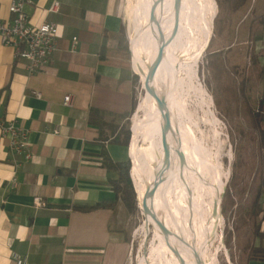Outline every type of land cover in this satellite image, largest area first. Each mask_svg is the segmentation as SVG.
Instances as JSON below:
<instances>
[{
    "label": "crops",
    "instance_id": "0c3cea01",
    "mask_svg": "<svg viewBox=\"0 0 264 264\" xmlns=\"http://www.w3.org/2000/svg\"><path fill=\"white\" fill-rule=\"evenodd\" d=\"M11 1L0 0L1 17H11ZM24 9L33 25L56 24L57 50L28 74L0 43V118L28 130L31 150L30 159L14 153L0 133V264H16L14 255L23 264H125L131 216L106 159L127 160V146L111 139L136 88L128 0H29ZM91 108L106 112V125L90 122ZM260 154L264 171V147ZM102 201L115 202L96 207Z\"/></svg>",
    "mask_w": 264,
    "mask_h": 264
},
{
    "label": "bare ground",
    "instance_id": "6f19581e",
    "mask_svg": "<svg viewBox=\"0 0 264 264\" xmlns=\"http://www.w3.org/2000/svg\"><path fill=\"white\" fill-rule=\"evenodd\" d=\"M131 12V64L142 88L126 149L143 215L137 264H217L210 249L224 181L197 118L200 110L218 121L198 74L216 1L136 0Z\"/></svg>",
    "mask_w": 264,
    "mask_h": 264
},
{
    "label": "rangeland",
    "instance_id": "374dc122",
    "mask_svg": "<svg viewBox=\"0 0 264 264\" xmlns=\"http://www.w3.org/2000/svg\"><path fill=\"white\" fill-rule=\"evenodd\" d=\"M135 3L136 0H128L127 17L130 28L133 23L131 9ZM250 8L257 10L256 14L249 11L246 17L242 16L243 19L239 25L237 24L236 16L243 14L241 9L234 15L228 8H225L221 17L226 18L225 30L237 28L242 30L245 26L251 25L247 37L234 39L231 46L232 53H238L234 57V62L245 67L249 77L248 95L250 102L255 106L264 94V25L259 20L260 15L264 12V0H250ZM208 45L200 59L198 74L201 83L212 98L213 109L218 121L213 124L210 121V116L198 109L197 118L200 132H202L199 137L201 140H206L208 147L213 152L218 171L221 174V180L224 181V189L219 206L223 221L222 224H218L216 227V238L210 251L216 253L217 264H243L246 261L249 250V248L246 250L243 247L256 242L254 235L256 222L251 213L257 192L260 189L263 190L264 185L261 181L263 171L260 154L261 147L257 133L246 119L244 114L245 107L239 104L233 98L231 92L227 90L228 84L232 82L231 75L227 70L224 73L220 71L218 75L216 68L210 63L211 50H207ZM250 54L255 55V61L251 60ZM136 76V106L129 116V128L131 118L142 93L140 76ZM131 181L134 188L133 178H131ZM227 189L230 190L235 204L230 210L228 209L226 216L222 211V201ZM136 204L138 207L137 197ZM260 205L264 208L263 193L260 194ZM262 215L260 213L257 220ZM130 216L131 218L127 224L128 242H130V238H133V241L132 243L130 242L132 248L128 252L125 264H137L141 238L139 227L143 221V215L138 207L136 213L130 214ZM154 241L152 229L149 228L147 255H149Z\"/></svg>",
    "mask_w": 264,
    "mask_h": 264
},
{
    "label": "trees",
    "instance_id": "16d2710c",
    "mask_svg": "<svg viewBox=\"0 0 264 264\" xmlns=\"http://www.w3.org/2000/svg\"><path fill=\"white\" fill-rule=\"evenodd\" d=\"M218 5V13L214 20V36L208 45L207 50H211L210 63L213 64L214 68L218 72L222 73L229 72L232 77V82L228 84L227 90L231 92L233 98L245 107L244 114L249 125L258 135L260 147H264V94L258 101L257 105H252L250 97L248 95V83L249 77L246 73L245 67L234 62L235 55L238 53H232L233 40L243 39L247 37L250 29V24L245 26L242 30L239 28L233 30H225V17H221L223 10H228L236 15L238 10L241 9L242 15H237V24L239 25L242 21V16L246 17L250 11L252 13L257 12L255 9L250 8V0H216ZM259 20L264 25V12L260 15ZM213 57V58H212ZM252 61H255V55L250 54ZM264 71V70H263ZM137 76L135 75V81ZM134 81V84H135ZM136 106V97L133 99V111ZM106 112L98 109L91 108L89 111V120L91 123L97 124L100 127L106 125L104 116ZM112 142L128 146L130 140L129 130V118L120 126L113 129ZM107 160V166L114 169L117 177L112 180L113 186L118 197L121 198L128 215L136 213L138 207L136 204V195L132 185L130 177V164L127 160L113 162L109 158ZM263 164V163H262ZM261 181L264 184V171L261 174ZM264 194L263 190L257 192V197L252 204L251 216L255 218L254 235L256 242L252 245H245L243 248L248 249V255L246 261L243 264H264V208L260 205V194ZM115 201H102L96 205V207H113ZM235 204L234 198L229 189L225 192V197L222 201V211L227 216L228 209ZM78 209H85V207L76 206ZM262 213L260 219L257 220L259 214Z\"/></svg>",
    "mask_w": 264,
    "mask_h": 264
},
{
    "label": "built area",
    "instance_id": "2783aa9c",
    "mask_svg": "<svg viewBox=\"0 0 264 264\" xmlns=\"http://www.w3.org/2000/svg\"><path fill=\"white\" fill-rule=\"evenodd\" d=\"M29 0H13L8 5L11 17L0 16V43L14 49L16 58L25 60L28 74L36 73L51 61L52 55L57 50V26L53 22H43L33 25L29 21L24 7ZM58 9V2H54L50 11ZM75 39V38H74ZM39 95L38 92L34 93ZM72 95L68 94L63 99V104L72 105ZM58 132V127L53 133ZM0 133L8 140L11 151L22 155L25 159L31 158L28 130L16 121H5L0 118ZM34 203L42 205L40 198H34ZM16 264H23L19 255L13 256Z\"/></svg>",
    "mask_w": 264,
    "mask_h": 264
},
{
    "label": "water",
    "instance_id": "95a60500",
    "mask_svg": "<svg viewBox=\"0 0 264 264\" xmlns=\"http://www.w3.org/2000/svg\"><path fill=\"white\" fill-rule=\"evenodd\" d=\"M215 17H216V15H215ZM214 17V18H215ZM210 41V40H209ZM136 75H138L137 73H136ZM141 79V78H140ZM129 130H130V140H129V144H128V147L130 146V143H131V140H132V129H131V125H130V128H129ZM127 160H128V162L130 163V176H131V178H132V166H131V162H130V159L127 157ZM134 188H135V193H136V197H137V202H138V207H139V200H138V194H137V190H136V187H135V185H134ZM219 206H220V204H219ZM139 209H140V207H139ZM141 214H142V211H141Z\"/></svg>",
    "mask_w": 264,
    "mask_h": 264
}]
</instances>
